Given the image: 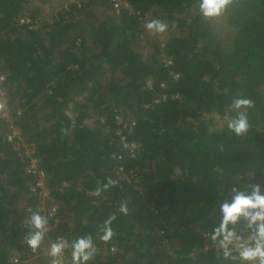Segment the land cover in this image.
Wrapping results in <instances>:
<instances>
[{
	"label": "trees",
	"instance_id": "trees-1",
	"mask_svg": "<svg viewBox=\"0 0 264 264\" xmlns=\"http://www.w3.org/2000/svg\"><path fill=\"white\" fill-rule=\"evenodd\" d=\"M66 1L0 0V107L58 206L32 225L28 157L0 118V264H72L78 238L94 248L84 264H249L233 246L224 255L216 230L237 193L264 195V0H228L215 16L201 0H129L119 12ZM257 223L241 215L226 231L247 241ZM57 238L66 246L53 257Z\"/></svg>",
	"mask_w": 264,
	"mask_h": 264
},
{
	"label": "clouds",
	"instance_id": "clouds-1",
	"mask_svg": "<svg viewBox=\"0 0 264 264\" xmlns=\"http://www.w3.org/2000/svg\"><path fill=\"white\" fill-rule=\"evenodd\" d=\"M228 0H201L200 9L204 16L218 15L227 5ZM148 28L156 27L159 30H163L164 25L158 22H150L147 25ZM250 102L247 100H237L235 106L247 105ZM246 120L241 115L235 122L230 123V127H233L238 133L246 128ZM258 209V210H257ZM223 220L217 229V234L223 235L221 241L222 247L225 249L224 255H230L231 249L227 247L229 244H234V247L239 252V257L242 260L252 261L258 260V264H264V195L260 194L259 186H253L251 194L245 195L244 193H237L233 202L229 205L227 203L222 205ZM243 215L248 220V226L251 228L253 223L256 224L255 232L251 235L247 241H241V237L236 235L233 231L227 230L226 225L228 223H235L239 216ZM31 223L36 229H42L45 220L38 214H33L31 217ZM103 235L100 237L102 240L107 241L112 235L111 229L108 227V222H105L103 228ZM43 232L36 231L31 233L26 239V243L35 249L40 240L42 239ZM215 239V236L213 237ZM66 245L63 242L53 243L51 245V255L57 257L61 250ZM72 264H84L88 261L94 251L91 238H78L72 243ZM53 264H59L58 260H54Z\"/></svg>",
	"mask_w": 264,
	"mask_h": 264
},
{
	"label": "built area",
	"instance_id": "built-area-1",
	"mask_svg": "<svg viewBox=\"0 0 264 264\" xmlns=\"http://www.w3.org/2000/svg\"><path fill=\"white\" fill-rule=\"evenodd\" d=\"M110 2L112 5V9L115 12H119L121 9L130 8L129 0H110ZM18 22L20 24H29V28L35 27L29 18H20ZM2 79L3 77L0 75V80ZM0 118L6 119L9 122L7 131L5 133L6 140L12 144L14 150H16L19 154H24L28 157V162L25 164L24 169L28 175L32 176V181L28 184V188L29 191L38 200L36 206L37 212L42 216L43 219L53 217L58 210V206L54 202V199L48 187L46 186V174L43 169L40 168L38 158L35 156L34 147L31 144L24 143L21 139V133L19 129L10 124V117L7 111V107L4 104V99H2V105L0 107ZM116 121L118 124H122V127L125 126L122 118L116 117ZM127 125L131 126L132 123ZM27 210L31 211L30 208H28ZM60 242H64V240L61 238H57L56 243ZM228 246L234 247V244H229L227 245V247ZM218 247L223 248L221 243L218 245ZM237 254L239 256L238 250ZM248 262L249 264H258V260L256 259Z\"/></svg>",
	"mask_w": 264,
	"mask_h": 264
},
{
	"label": "rangeland",
	"instance_id": "rangeland-1",
	"mask_svg": "<svg viewBox=\"0 0 264 264\" xmlns=\"http://www.w3.org/2000/svg\"><path fill=\"white\" fill-rule=\"evenodd\" d=\"M47 1H49V0H47ZM65 0H55V3H58V4H60V3H63ZM68 1V0H67ZM66 1V3H68ZM65 3V2H64ZM52 7H54V6H51V9H52ZM41 14H43L44 16H50V10H47L46 8H44V9H41Z\"/></svg>",
	"mask_w": 264,
	"mask_h": 264
},
{
	"label": "crops",
	"instance_id": "crops-1",
	"mask_svg": "<svg viewBox=\"0 0 264 264\" xmlns=\"http://www.w3.org/2000/svg\"><path fill=\"white\" fill-rule=\"evenodd\" d=\"M56 7V6H55ZM52 8H54V7H52Z\"/></svg>",
	"mask_w": 264,
	"mask_h": 264
}]
</instances>
